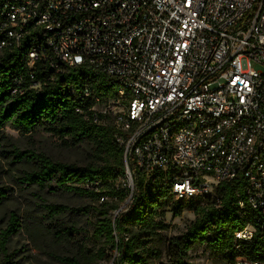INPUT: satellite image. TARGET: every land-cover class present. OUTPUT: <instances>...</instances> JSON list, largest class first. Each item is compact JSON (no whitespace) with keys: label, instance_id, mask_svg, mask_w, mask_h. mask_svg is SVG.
Here are the masks:
<instances>
[{"label":"built area","instance_id":"1","mask_svg":"<svg viewBox=\"0 0 264 264\" xmlns=\"http://www.w3.org/2000/svg\"><path fill=\"white\" fill-rule=\"evenodd\" d=\"M19 47L30 69L105 74L114 90L94 97L95 120L175 200L203 204L243 174L253 218L235 264H264L242 251L264 230V0H0V52Z\"/></svg>","mask_w":264,"mask_h":264},{"label":"trees","instance_id":"2","mask_svg":"<svg viewBox=\"0 0 264 264\" xmlns=\"http://www.w3.org/2000/svg\"><path fill=\"white\" fill-rule=\"evenodd\" d=\"M26 54L23 47L0 52V131L7 125L25 135L43 129L74 146L91 145L96 156L94 163L77 165L55 161L43 153L14 151L16 161L31 165L17 178L21 187L74 192L95 202L88 208L97 215L90 235L97 242L94 249L83 248L80 257L62 259L63 262L96 264L109 253L114 264H191L189 253L205 245L212 255L235 264L238 256L235 232L253 218L251 212L249 218L244 215L239 205L246 200L243 174L219 183L214 197L203 204L175 200L171 183L165 182L161 173L147 180L131 157L126 162L125 149L114 138L115 125L110 120H95L94 97L112 95L114 90L105 74L86 64L63 65L60 72H55L38 62L30 69ZM87 91L91 96H85ZM127 164L134 173V189L130 194L124 186ZM11 191L0 187V205L11 198ZM130 196L126 210L113 217L112 212L119 209L118 202ZM167 206L174 215L193 211L195 219L181 235L160 248L159 237L169 227L165 220ZM65 211L63 205L44 204L40 215H27L26 219L42 221L57 230L63 227L58 221ZM21 221L18 212L11 211L7 227L0 231V264H12L8 244L11 236L24 227ZM72 231L73 228H64L69 235ZM242 251L252 260L264 262V230L258 228L252 243Z\"/></svg>","mask_w":264,"mask_h":264},{"label":"rangeland","instance_id":"3","mask_svg":"<svg viewBox=\"0 0 264 264\" xmlns=\"http://www.w3.org/2000/svg\"><path fill=\"white\" fill-rule=\"evenodd\" d=\"M29 151L43 153L55 161L87 165L96 161L95 152L91 145H72L69 141L63 142L58 137L37 129L31 134H22L10 125L0 131V187L12 189L11 198L0 205V231L8 225L11 211L20 215L24 227L21 231L11 236L8 244L9 257L12 264H71L63 262L66 258H78L83 248L93 250L97 242H93L91 232L97 215L89 211V205H95L89 198L68 191H41L37 187H21L17 178L31 165L27 162H18L14 151ZM133 191L134 185L129 180L124 182ZM53 191V190H52ZM115 202V201H114ZM112 202V203H114ZM44 204L66 206L67 211L59 216V224L63 227L53 230L51 225L44 222L27 221V215H40ZM119 209L112 212L124 211L129 201H119ZM165 220L169 225L159 237L158 246L181 235L189 224L195 219L193 211L184 210L179 215H174L167 206ZM73 228L71 234L64 232V228ZM63 228V229H61ZM2 254L0 253V261ZM63 259V260H62ZM188 261L191 264H229L223 257L212 255L205 245L198 246L189 253ZM96 264H114L113 257Z\"/></svg>","mask_w":264,"mask_h":264}]
</instances>
